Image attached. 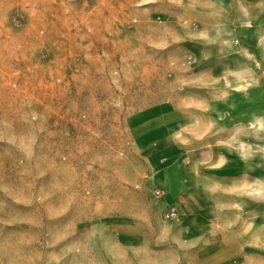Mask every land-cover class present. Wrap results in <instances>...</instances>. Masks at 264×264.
I'll return each mask as SVG.
<instances>
[{
    "label": "rangeland",
    "instance_id": "374dc122",
    "mask_svg": "<svg viewBox=\"0 0 264 264\" xmlns=\"http://www.w3.org/2000/svg\"><path fill=\"white\" fill-rule=\"evenodd\" d=\"M254 13L253 0H0V25L28 28L10 35L28 45L14 58L27 69L0 61L12 69L0 78V264H90L76 221L126 208L89 197L135 149L128 120L158 104L203 113L227 152L241 135L264 179V78L252 85L225 71L233 62H209L218 37L225 53L249 54L235 39L264 22ZM257 218L252 236L243 217L219 221L241 264H264V209Z\"/></svg>",
    "mask_w": 264,
    "mask_h": 264
},
{
    "label": "crops",
    "instance_id": "0c3cea01",
    "mask_svg": "<svg viewBox=\"0 0 264 264\" xmlns=\"http://www.w3.org/2000/svg\"><path fill=\"white\" fill-rule=\"evenodd\" d=\"M253 2L256 19L263 21L264 0ZM250 26L248 41L245 37L235 39L241 46H251L249 54L225 53L221 47L227 38L218 37V57L212 53L209 62H233L234 67L225 71L248 77L256 85L259 78H264V22ZM24 29L27 25H0V61L10 68L20 67L23 63H14V58L28 51V45L22 43L16 46L24 50H15L10 36L12 30ZM202 44L212 49L215 45L209 37ZM26 66L20 70H26ZM8 71L12 69L0 68V78L11 74ZM217 75L223 76L221 72ZM202 119L204 122L203 113L158 104L128 120L127 130L135 149L127 155L126 163L106 167L104 187L93 189L89 197L94 204L126 208L76 221V236L90 242V264H241L236 255L242 250L226 244L218 227L219 221L240 223L243 217L249 221L252 236V223L258 220L259 208L264 209V195L258 197L264 190L258 150L251 144L242 151L239 135L234 137V151L227 152L222 145L225 139L211 138L209 128L200 124ZM246 140L253 142L256 137ZM157 190L162 194L156 195ZM171 209L178 212L176 217L166 215Z\"/></svg>",
    "mask_w": 264,
    "mask_h": 264
},
{
    "label": "built area",
    "instance_id": "2783aa9c",
    "mask_svg": "<svg viewBox=\"0 0 264 264\" xmlns=\"http://www.w3.org/2000/svg\"><path fill=\"white\" fill-rule=\"evenodd\" d=\"M155 194L156 195H161L162 194V192L161 191H159V190H157V191H155ZM166 215L168 216V217H176L177 215H178V212L175 210V209H171V210H169L167 213H166Z\"/></svg>",
    "mask_w": 264,
    "mask_h": 264
}]
</instances>
